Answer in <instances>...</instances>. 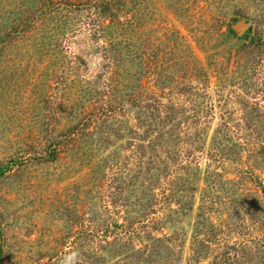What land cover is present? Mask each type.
Returning <instances> with one entry per match:
<instances>
[{"label":"rangeland","instance_id":"1","mask_svg":"<svg viewBox=\"0 0 264 264\" xmlns=\"http://www.w3.org/2000/svg\"><path fill=\"white\" fill-rule=\"evenodd\" d=\"M72 252L264 264V0H0V264Z\"/></svg>","mask_w":264,"mask_h":264},{"label":"clouds","instance_id":"2","mask_svg":"<svg viewBox=\"0 0 264 264\" xmlns=\"http://www.w3.org/2000/svg\"><path fill=\"white\" fill-rule=\"evenodd\" d=\"M77 256V252H72L71 254L63 257L61 264H76Z\"/></svg>","mask_w":264,"mask_h":264},{"label":"water","instance_id":"3","mask_svg":"<svg viewBox=\"0 0 264 264\" xmlns=\"http://www.w3.org/2000/svg\"><path fill=\"white\" fill-rule=\"evenodd\" d=\"M239 29H241L240 27H238Z\"/></svg>","mask_w":264,"mask_h":264}]
</instances>
